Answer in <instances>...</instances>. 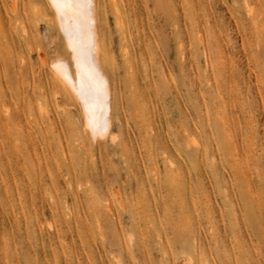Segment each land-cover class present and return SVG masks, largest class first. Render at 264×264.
<instances>
[{
	"label": "rangeland",
	"instance_id": "rangeland-1",
	"mask_svg": "<svg viewBox=\"0 0 264 264\" xmlns=\"http://www.w3.org/2000/svg\"><path fill=\"white\" fill-rule=\"evenodd\" d=\"M96 1L104 135L48 0H0V264H264V0Z\"/></svg>",
	"mask_w": 264,
	"mask_h": 264
},
{
	"label": "bare ground",
	"instance_id": "bare-ground-1",
	"mask_svg": "<svg viewBox=\"0 0 264 264\" xmlns=\"http://www.w3.org/2000/svg\"><path fill=\"white\" fill-rule=\"evenodd\" d=\"M48 2L54 11L57 26L65 34L73 53V57H71L74 60V68L76 69V74H74L76 76L73 77L67 69L68 67L63 63L56 62L58 64L56 67L60 74L69 82L74 90L73 92L79 97L83 108L81 109L87 117V125L91 127L95 134L104 135L110 130L112 122H110L111 117L109 114L111 110V104H109L111 94L109 82L103 73L99 58L101 57L99 56L101 44L97 20V1L90 0L92 7L88 20H82L77 17L73 9H66L64 16L61 17L53 7L52 0H48ZM78 25L80 26L79 39H70V34L77 30ZM60 74L59 77L61 76ZM69 84L66 85L69 86Z\"/></svg>",
	"mask_w": 264,
	"mask_h": 264
},
{
	"label": "snow or ice",
	"instance_id": "snow-or-ice-1",
	"mask_svg": "<svg viewBox=\"0 0 264 264\" xmlns=\"http://www.w3.org/2000/svg\"><path fill=\"white\" fill-rule=\"evenodd\" d=\"M52 5L59 16L63 17L66 9H73L76 16L82 20H88L91 15L90 0H52ZM79 28L70 34V39H79Z\"/></svg>",
	"mask_w": 264,
	"mask_h": 264
}]
</instances>
